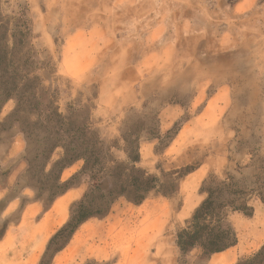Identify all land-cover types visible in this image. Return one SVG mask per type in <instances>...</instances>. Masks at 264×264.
Wrapping results in <instances>:
<instances>
[{
	"label": "rangeland",
	"instance_id": "obj_1",
	"mask_svg": "<svg viewBox=\"0 0 264 264\" xmlns=\"http://www.w3.org/2000/svg\"><path fill=\"white\" fill-rule=\"evenodd\" d=\"M0 8L4 16L28 12L38 75L61 113L87 107L108 144L125 146L122 133L138 129L139 145L154 146L150 158L141 150L139 167L159 177L161 170L196 169L169 198L152 192L140 205L118 199L108 216L82 225L51 264H179L176 236L205 198L203 182L228 173L253 180L264 165V0H0ZM14 108L13 100L3 107L0 123ZM177 123L169 150L156 153ZM15 134L23 137L17 127L0 126V264H30L32 256L40 264L89 183L76 181L81 191L62 214L60 202L70 194L50 208L38 202L19 224L35 194L18 184L24 152L2 165ZM82 166L67 170L65 181ZM250 204L252 217L231 216L239 245L210 264H236L262 245L264 206Z\"/></svg>",
	"mask_w": 264,
	"mask_h": 264
},
{
	"label": "trees",
	"instance_id": "obj_2",
	"mask_svg": "<svg viewBox=\"0 0 264 264\" xmlns=\"http://www.w3.org/2000/svg\"><path fill=\"white\" fill-rule=\"evenodd\" d=\"M239 1L229 0L233 5ZM34 38L28 12L4 16L0 8V114L8 102L15 101V108L0 126L17 127L26 141L22 157L26 168L18 184L35 194V202L50 208L68 190L82 184L77 180L89 183L83 197L72 205L68 222L49 241L40 264H51L82 225L92 218L108 216L118 199L140 205L152 192L169 198L178 192L179 182L196 169L187 166L169 173L161 170L159 177L138 166L142 156L138 129L122 133L125 146H120L119 140L108 144L93 127L87 107L70 106L61 113L54 94L38 75L40 62L34 53ZM181 128L177 123L168 131L165 145L157 146L156 153L163 154ZM149 132L160 140L154 129ZM57 151L60 157L53 161ZM116 151L124 153L126 159L119 160ZM79 162L83 163L81 170L63 181L64 171ZM255 170L253 180H239L228 173L225 179L210 176L203 182L200 194L205 198L176 236L179 264H208L214 255L238 245L239 233L231 216L252 217L253 199L264 206V165ZM194 252L198 256L192 262ZM236 264H264V244Z\"/></svg>",
	"mask_w": 264,
	"mask_h": 264
},
{
	"label": "crops",
	"instance_id": "obj_3",
	"mask_svg": "<svg viewBox=\"0 0 264 264\" xmlns=\"http://www.w3.org/2000/svg\"><path fill=\"white\" fill-rule=\"evenodd\" d=\"M245 1H248V3H250V1L251 0H242V2H245ZM2 138H4V136H2ZM25 147H26V142H25V140H24V138L22 137V136H20V135H17V134H15L13 137H12V139H11V143H10V145L8 146V148H7V150H6V152H5V154H4V158L2 159V165L3 166H5V165H7L9 162L11 163V161L13 160V159H16V158H19L22 154H23V152H24V150H25ZM143 148H145L146 149V152H147V154H146V156H148L149 158L152 156V155H154V146L153 145H151V144H148V145H145V146H141V150H143ZM170 148V147H169ZM169 148L167 149V150H169ZM166 150V151H167ZM143 158H145V154H144V157H143V152H142V156H141V162L139 163V165L138 166H143V167H145L144 166V164H143ZM23 164L24 163H22L21 165H20V167H21V169L23 168ZM26 165V164H25ZM25 169V168H24ZM23 169V170H24ZM70 168H68V169H66L65 171H64V173H63V175H62V180L63 181H65V178H64V174L66 173V171L67 170H69ZM22 170V171H23ZM21 171V172H22ZM150 172V171H149ZM72 173H74V172H72ZM72 173H71V175H72ZM193 174V173H192ZM192 174H190V175H192ZM26 191V190H25ZM28 191V190H27ZM31 191V190H30ZM78 191H81V186L80 187H76V188H72V189H70V190H68L67 192H66V194H70V195H74V197H73V199L71 200V201H74V199H76L77 198V192ZM66 194H64L63 196H65ZM69 195V196H70ZM61 198V197H60ZM59 199V198H58ZM70 201V202H71ZM56 202V201H55ZM37 204H38V202H35V201H32V203H29L24 209H23V211H22V213H21V222L19 223V224H22L23 223V220H24V218L26 217V215H28L29 213H32V212H34V211H36L37 209ZM35 213V212H34ZM60 214V213H59ZM10 230V226L6 229V235H7V232ZM5 235V236H6ZM263 236H264V234H263ZM239 242H240V239H239ZM264 244V242L262 243V245ZM238 245H239V243H238ZM237 245V246H238ZM262 245H260L256 250H254L253 252H255V251H257ZM236 246V247H237ZM236 247H234V248H236ZM234 248H232V249H234ZM232 249H230V250H228V251H226V252H224V253H221V254H216V255H214L213 257H212V259L208 262V264H210L211 262H212V260H213V258L214 257H217V256H221V255H224V254H226V253H228L229 251H231ZM252 252V253H253ZM252 253H250V254H252ZM250 254H248V255H250ZM225 264V263H224Z\"/></svg>",
	"mask_w": 264,
	"mask_h": 264
},
{
	"label": "bare ground",
	"instance_id": "obj_4",
	"mask_svg": "<svg viewBox=\"0 0 264 264\" xmlns=\"http://www.w3.org/2000/svg\"><path fill=\"white\" fill-rule=\"evenodd\" d=\"M202 174H200V176H201ZM200 177H198L197 179H199ZM191 184V183H190ZM73 197H74V195H70V196H67V198L66 199H64V200H62L61 202H60V208H59V213L60 214H62V211L63 210H65V204H66V202H70L72 199H73ZM10 237V236H9ZM10 240V239H9ZM14 244V243H13ZM35 260V257H31L30 259H29V263L30 264H32L33 263V261ZM224 264V263H223ZM225 264H227V263H225Z\"/></svg>",
	"mask_w": 264,
	"mask_h": 264
}]
</instances>
